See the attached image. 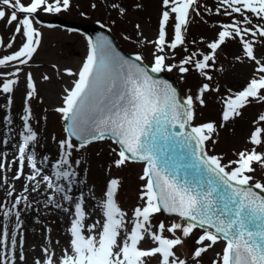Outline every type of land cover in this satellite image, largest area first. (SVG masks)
Here are the masks:
<instances>
[{
	"label": "snow or ice",
	"instance_id": "snow-or-ice-1",
	"mask_svg": "<svg viewBox=\"0 0 264 264\" xmlns=\"http://www.w3.org/2000/svg\"><path fill=\"white\" fill-rule=\"evenodd\" d=\"M195 4L196 0H162L166 10L159 20L158 36L154 41L156 52L153 53L150 68L135 62L142 61L139 54L135 55L134 60L124 59L106 37L98 36L95 41L89 40L86 58L78 72L65 69L68 76L76 78L71 87L64 89L63 106L55 109L67 122L65 132L68 134L67 138L59 141L60 158L51 164L56 181H66L67 187L56 183L55 193L65 202L73 201L74 197L69 193L77 176L74 166L81 164L79 159L72 160L73 150L78 151L108 134L115 138L119 146L115 167L119 168L129 160L144 162L140 176V180L144 181L140 199L144 203L133 210L131 228L128 230L126 214L115 200L120 181L110 179L100 204L102 221L86 226L81 194L76 198L74 218L68 229L69 247L59 259V264H147L149 258H157L158 264H187L175 249L182 246L184 238L189 237L197 227L203 229V234L195 241L199 245L192 253L195 264H199L202 254L218 240H224L225 246L218 254L219 260L213 261V264H264V183H253L251 175L256 170L255 165L264 168V153H258L255 148L241 151L237 153V159L227 165L222 164L221 158L208 155L204 145L216 131L215 125L210 122L191 127L187 132L184 130L194 119V102L204 105L203 95L215 89H210L209 84L204 83L195 96L188 95L181 102L169 83L149 75V72H171L174 68L184 74L189 71L186 65H193L201 76L211 81L212 77L206 69L215 63L217 50L231 39L240 44L243 56L252 62L254 70L242 90L224 98L222 121L240 116L241 110L253 100L264 102V58H257L254 50L257 43L255 38H264V24H255L252 19L255 17L264 21V0H219L216 13L223 11L231 18V23L219 24L216 38L207 43L209 52H193L185 56L179 65L169 64L167 56L160 53L166 48L175 50L184 45L190 10H194ZM0 6V20L6 19L8 25L15 23L14 33L6 47L12 48L16 36H22L19 48L0 58V66L17 62L14 72L0 73L3 77L0 93L9 94L7 104L10 106L13 102L10 94L14 92L22 71L19 65H28L41 44L42 34L34 27V22L40 23L35 19L36 14L41 10L45 13L67 10L70 0H29L27 4L22 0H0ZM5 8L10 10V14ZM173 14V35L169 42L166 27ZM236 16L240 19H236ZM236 59L240 60V57ZM43 79L47 81L50 78L45 75ZM26 88L23 115L20 117L23 124L19 133V155L16 159L21 168L27 159V165L32 169V174L27 177L29 181H36L37 184L46 182L47 187L52 188L50 176L37 167L35 152L27 151L30 145L34 147L37 142V133L29 123V102L36 93L31 73L26 75ZM4 119L11 123L8 117ZM259 121L264 122V114L259 116ZM177 127L179 131H172ZM262 133L264 129L256 127L250 134V143L256 146L264 144ZM72 137L80 141L78 147ZM174 137L179 139L173 140ZM169 141L191 147V168L198 174L206 172L212 175L204 177V182L196 186L189 185L187 181L180 183L178 176L170 170L174 161L162 158ZM4 143L8 141L4 140ZM41 163H48V157H43ZM4 167L0 163V169ZM21 175V170L17 169L13 179L19 180ZM37 177L41 179L37 180ZM253 188L259 190L260 194ZM31 190L35 192L37 189L32 187ZM24 191L27 192L28 188ZM8 195L11 196L12 191ZM22 199L27 198L16 197L12 209H16ZM47 201L57 208L62 207L52 196H48ZM12 209L0 205L5 220L15 215L17 221L10 235L7 225L0 235V245H5L6 240L10 239V246L0 251V264H15V249L18 244L22 249L25 243L23 232L19 240L17 238V229L21 228L20 212L13 213ZM62 210L69 212V208ZM161 211L175 214L185 223L173 222L166 226L161 221L154 226L152 217ZM177 230L180 236L176 235ZM165 232L171 235L166 236ZM145 239H149L153 246L141 248L140 244ZM42 251L44 258L35 260L34 264H55L50 250L45 247ZM18 258L21 262L26 260L22 250Z\"/></svg>",
	"mask_w": 264,
	"mask_h": 264
},
{
	"label": "rangeland",
	"instance_id": "rangeland-1",
	"mask_svg": "<svg viewBox=\"0 0 264 264\" xmlns=\"http://www.w3.org/2000/svg\"><path fill=\"white\" fill-rule=\"evenodd\" d=\"M22 2L27 4L29 0H22ZM137 4L140 7H136ZM218 4L219 0H196V4L193 6L194 10H190L189 24L184 33V45L178 46L175 50L166 48L163 53H160L167 56V63L179 65L185 56L191 55L193 52L205 54L209 52L207 43L216 38V34L220 30L219 24L231 23V18L224 15L223 11L220 14L216 13ZM113 5L118 7H113ZM4 10L10 14V10L6 8ZM165 10L162 0H70L67 10L62 9L59 13H45L41 10L36 14V17L39 18V21L60 16L67 22L101 23L112 30L119 44L127 53L139 54L144 63L151 67L153 53L156 52L154 41L158 36L159 20L161 13ZM236 19H240V17L236 16ZM252 19L255 24H264V21L255 17ZM173 24L174 14L166 27L169 42L173 35ZM34 27L42 34L41 44L28 65H19L22 71L18 75V83L14 86V92L10 94L13 101L10 106L7 104L9 94L0 93V163L5 165L0 170H3L6 175L5 182H0V205H3L5 209H12L16 197L27 198L26 200L22 199L16 209H12L13 213L20 212L21 228L17 229V238L19 240V235L23 232L25 240L22 249L19 244L15 249V264H34L35 260L43 259L45 254L42 249L45 247L53 254L55 264H59V259L69 247L70 233L68 229L74 218L76 198L83 194L86 226L102 221L100 204L104 199L106 185L110 179L120 181L115 200L121 211L126 214L125 224L130 230L133 210L144 203L140 199L144 185L140 176L143 174L144 164L128 161L119 168L115 167L114 161L118 158L119 148L114 142L102 139L72 152L73 161L81 160L78 167L74 166L77 176L72 184V192L69 193L73 195V201L65 202L60 195L55 193L56 183L67 187L66 181L57 182L52 175L51 164L60 158L59 141L67 138L62 114L56 112L55 109L63 106L64 89L71 87L76 78L68 76L65 69H71L73 73L78 72L87 55L88 40L81 33H73L57 27L50 28L42 23L34 22ZM14 29L15 23L8 25L6 19L0 20V40H2L0 58L16 51L21 45L22 36L18 34L12 48L6 47ZM249 39L253 38L249 37ZM255 39L257 40L254 49L255 55L257 58H264V38ZM237 56L240 57V60L236 59ZM16 67L17 62L0 66V73L14 72ZM186 67L189 68V71L184 74H181L178 68H174L171 72H163L177 78L183 98L188 95L195 96L204 83H208L210 89H215V91L210 90L203 95L204 105L194 102L197 114L192 120V125L195 127L211 122L216 128L212 138L205 143L206 153L221 158L222 164L225 165L237 159V153L241 151L255 148L258 153H264V144L256 146L250 143L251 132L256 127L264 129V122L259 121V116L264 114V102L253 100L241 110L240 116L226 122L222 121L224 98L242 90L254 70L252 62L243 56L240 44L230 39L217 50L215 63L206 69L207 74L212 77L211 81L201 76L193 65H186ZM28 73H31L36 87V93L29 102L31 108L29 123L33 131L37 133V142L34 147L30 145L27 151L35 152L37 167L42 170L43 174L50 176L52 188H48L46 182L37 184L36 181H29L27 177L32 174V169L27 165V159L25 158L23 168L16 159L19 155V133L22 131L23 124L20 117L23 115L22 109L27 92L26 75ZM45 75L50 79L45 81L43 79ZM8 78L17 79L12 76ZM2 80L3 77L0 76V83ZM4 117H8L11 123H7ZM15 128H18L19 133L11 131ZM11 138L14 140L17 151L12 155L3 156L8 153ZM261 138L264 140V133ZM4 140H7L8 143L5 144ZM45 156L48 157V163H41ZM255 168V172L251 174L253 183H264V168L259 165H255ZM17 169L22 172L19 180L13 179ZM40 179L37 177V180ZM26 187L28 188L27 192L24 191ZM32 187H36L37 190L32 191ZM9 191H12L11 196L8 195ZM48 196H52L56 203L61 204L62 207L57 208L54 204L48 203ZM63 208H69V212L63 211ZM161 221L166 226L173 222L184 223L175 217H165L160 213L154 214L151 222L155 226ZM16 223L15 215H11L5 220L3 213L0 212V235H2L5 225H7L10 235ZM87 234L85 231V235ZM201 234H203V230L194 229L189 237L184 238V244L175 249L176 254L181 259H185L187 264H195L192 253L199 246L195 241ZM164 235L170 236L171 234L165 232ZM176 235H181L179 230ZM8 246H10V239L6 240L5 245L0 246V250L4 251ZM152 246L153 243L149 239H145L140 244V247L144 249ZM224 246L225 242L218 240L215 245L202 254L199 264H213V261H218V254L222 253ZM21 250L26 256L24 262L19 261L18 258ZM147 264H158V259L149 258Z\"/></svg>",
	"mask_w": 264,
	"mask_h": 264
},
{
	"label": "water",
	"instance_id": "water-1",
	"mask_svg": "<svg viewBox=\"0 0 264 264\" xmlns=\"http://www.w3.org/2000/svg\"><path fill=\"white\" fill-rule=\"evenodd\" d=\"M44 23H47L51 26L60 27L63 29H67L69 31L74 32H81L84 33L89 40L95 41L98 36L106 37L108 41H110L112 48L124 59L134 60L135 55H128L126 54L121 47L118 45L116 38L114 35L108 30L107 28L101 26V25H85L80 24L76 22H67L63 18L57 17L52 20L44 21ZM136 63H140L142 66L147 67L142 61H135ZM149 75H151L154 79L166 81L169 83L177 93V98L182 102L183 99L181 98L176 80L169 76L165 75L164 73H151L149 72ZM66 121L64 120V127H66ZM191 127L190 124L185 126L184 131H190ZM172 131H179L178 127L175 129H172ZM68 135V134H67ZM75 143L80 144V141L76 140L75 137L71 138ZM105 139H110L115 143V138L108 136V134L105 135ZM179 137H174L173 140H178ZM98 141V140H96ZM95 142V141H92ZM91 142V143H92ZM194 144V142H193ZM118 146V145H117ZM119 147V146H118ZM192 151V148L186 145L174 143L173 141H169L167 148L165 152L162 154V158H170L174 161V166L170 168L171 171H173L180 181V183H187L192 186H196L198 183L204 182V177L212 175L210 173L202 172V173H196L190 165V153ZM132 161V160H129ZM143 162V161H138ZM254 191H257L258 194L259 190H256L253 188ZM161 213L167 217L170 216H176L175 214L171 213H165L161 211ZM178 219L185 221L183 218H180L176 216ZM211 231H214V229H210Z\"/></svg>",
	"mask_w": 264,
	"mask_h": 264
},
{
	"label": "bare ground",
	"instance_id": "bare-ground-1",
	"mask_svg": "<svg viewBox=\"0 0 264 264\" xmlns=\"http://www.w3.org/2000/svg\"><path fill=\"white\" fill-rule=\"evenodd\" d=\"M14 133H19L18 128H15L13 130H11ZM17 148L14 144V140L13 138L10 139V144H9V148H8V153L3 155V156H9L12 155V153L16 152ZM5 172L3 170H0V182H5L6 178H5ZM1 246V245H0ZM1 251V250H0Z\"/></svg>",
	"mask_w": 264,
	"mask_h": 264
},
{
	"label": "trees",
	"instance_id": "trees-1",
	"mask_svg": "<svg viewBox=\"0 0 264 264\" xmlns=\"http://www.w3.org/2000/svg\"><path fill=\"white\" fill-rule=\"evenodd\" d=\"M194 111H195V113H196V111H197V108H195V109H194Z\"/></svg>",
	"mask_w": 264,
	"mask_h": 264
}]
</instances>
